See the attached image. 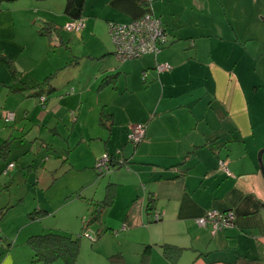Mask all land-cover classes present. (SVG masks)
Returning <instances> with one entry per match:
<instances>
[{
	"label": "crops",
	"instance_id": "crops-1",
	"mask_svg": "<svg viewBox=\"0 0 264 264\" xmlns=\"http://www.w3.org/2000/svg\"><path fill=\"white\" fill-rule=\"evenodd\" d=\"M255 4V0H155L154 4L146 0H86L82 39L87 36L101 44L100 51L90 57L101 62L97 89L104 92L98 94L96 105L100 124L108 127L105 147L116 160L127 161L110 170L100 197L98 191L93 196L78 192L94 203L95 207H90L94 212L112 183V202L103 208L97 230L103 232V238L116 236L105 246L107 251L100 249L104 258L122 252L129 262H138L145 244H150L148 264H264V172L258 161V152L264 148V103L255 98L259 90H253L252 82L256 79L248 83L250 75L256 74L255 56L249 44L241 42L255 37L239 36L229 19L230 13H235L238 20L241 11L245 14ZM147 11H153L166 29L169 27L170 42L160 55L140 58L142 74L156 69L159 62H169L171 69L147 71L144 84L138 87L127 81L121 85L118 80H126L124 75L134 69L132 63L119 58L122 62L116 64L108 23L129 22ZM254 16L244 17L243 22L251 27ZM66 45L70 47L68 42ZM233 45L242 60L234 65L229 61ZM52 80L41 91L56 90ZM75 93L61 98L69 104ZM73 111L80 112V124L90 122L86 105L77 104ZM44 116L45 112L42 124ZM138 123L146 126L144 140L132 145L128 134ZM220 159L227 161L231 175L219 168ZM8 163L1 167L2 172ZM10 174L12 183L14 175ZM151 193L153 209L148 213ZM212 208L233 211V225L214 232L212 224H198L197 219ZM154 213H160V219H154ZM85 220L80 234L90 226L83 229ZM72 225H77L76 221ZM54 226L50 231L74 234L66 232L71 226L63 227L65 231ZM0 231L9 240L3 224ZM22 231L17 228L10 233L20 235ZM164 243L183 247L176 261L163 255L160 246ZM11 245L12 241L11 253L1 257L0 264H43L34 261L32 249L16 257ZM2 246L1 253L7 251Z\"/></svg>",
	"mask_w": 264,
	"mask_h": 264
},
{
	"label": "rangeland",
	"instance_id": "rangeland-1",
	"mask_svg": "<svg viewBox=\"0 0 264 264\" xmlns=\"http://www.w3.org/2000/svg\"><path fill=\"white\" fill-rule=\"evenodd\" d=\"M255 1V6H251L245 14L241 11L238 20L234 18L235 13H230L229 19L237 34H241L239 36L255 37L249 41L242 38L241 42L248 43L249 51L255 56L256 74L250 75L248 83L256 79L252 82V88L259 91L254 95L256 94L257 101L264 103V21H262L264 0ZM154 2L155 0L152 4ZM65 7L66 0H15L1 3L0 52L13 57L23 73L20 80L15 79L8 67L0 61V144L7 139L11 140L8 159L0 160V204L20 201L6 210L4 215H7L0 220V227L3 224L7 228L6 235L9 237V240H6L4 231L2 233L0 231V238L3 239L2 242L0 239V259L11 253L9 248L11 241L12 253L16 257L23 255V252H30L32 248L28 239L31 234L28 233L49 232L51 227H55L54 224L59 227L54 228L55 230H64L63 227L71 226V230L66 232L74 233V237L80 236L82 222L90 218L92 212L90 207L95 205L89 203L90 199L86 201L84 196H79L78 192L82 191L86 196H93L98 191L97 195L100 197L101 189L110 179L111 171L101 176L94 169V166L99 165L101 160L111 154L105 147L108 127L100 124L96 105V98L102 90V88L97 89L101 62L97 56V58L90 57V54L100 51L101 44L87 36H84L85 40L82 39L83 27L72 31L66 28L67 22L71 23L73 20L66 14ZM252 15L255 16L254 20L250 21L251 27H249L243 19ZM48 21L54 28L59 29L40 35L38 30ZM167 30L169 34V27ZM67 42L70 47H67ZM168 42L170 36L164 45L166 46ZM113 46L115 50L114 43ZM234 47L235 45L233 49L231 48L232 56L229 60L233 65L236 60L242 62L235 55ZM114 58L116 64L122 62L116 56ZM74 59H78L79 62H73ZM125 62L132 63L130 68L134 70L124 75L126 80L123 78L118 80L121 85L127 81L136 87L141 86L144 84V73L157 72L156 69H151L142 74L140 58L128 59ZM55 72L52 83L56 90L42 92L40 86L33 87L42 82L45 76ZM97 76L99 78H96ZM25 86L28 88L16 89ZM45 87L47 88L43 85V88ZM74 89L76 90L74 99L69 104L64 103L61 95L67 98L75 91ZM40 94L48 97L45 109L40 102ZM80 101L82 103H79ZM61 102L63 103L60 104ZM77 104L86 105L88 108L89 127V123L78 122L82 121L79 119L80 112L76 114L73 111ZM8 111L15 113V118L11 121L5 119ZM44 112L45 121L42 124ZM89 134L94 137L91 138ZM128 138L132 145L139 144ZM94 155L98 156L96 160ZM12 160L14 166L10 173L14 178L11 183V174L2 172L1 167ZM92 160L93 164H91ZM89 164V168H86ZM32 214L38 217L32 218ZM74 221L77 225L73 226ZM89 225L88 231L81 237L75 264H110L101 254L100 249L107 251L105 246L111 245L110 238L116 236L107 235L98 238L97 230L101 228L100 223L94 222ZM16 227L23 229L20 235H16V232L10 233L17 229ZM89 232L92 237H89ZM91 239L95 241L92 242ZM2 245L7 250L3 253H1ZM51 264H63V262Z\"/></svg>",
	"mask_w": 264,
	"mask_h": 264
},
{
	"label": "trees",
	"instance_id": "trees-1",
	"mask_svg": "<svg viewBox=\"0 0 264 264\" xmlns=\"http://www.w3.org/2000/svg\"><path fill=\"white\" fill-rule=\"evenodd\" d=\"M4 1H15V0H0V10H1V3ZM85 3L86 0H66V7L65 12L68 14L72 19H82L84 12H85ZM57 27H53L50 21L46 22L42 28L38 30V33L41 35H45L47 32L50 33L53 29ZM59 29V28H57ZM169 36V35H168ZM0 61H2L9 69L12 76L20 80L21 77V70L19 66L15 62V60L8 55L0 52ZM56 75V73L50 74L47 76L42 82L37 83L33 87L40 86L43 89V85H49L51 83L52 78ZM32 87V86H30ZM17 89H24L19 88ZM73 91V90H72ZM43 92V90H42ZM42 95V94H40ZM46 97V96H45ZM43 107L47 105L48 97H46L45 101H41ZM104 115V112H102ZM105 117V116H104ZM102 123H105V120L102 118ZM10 146L11 140L7 139L0 144V160H6L10 154ZM109 160L104 168H100L102 165L94 166V169L98 171V174L104 176L105 172L112 170L115 167L126 165L127 161L125 159L118 161L114 158L112 154H109ZM14 166V162H11ZM10 163L7 164L5 169L7 170ZM12 168V167H11ZM7 173L10 172V169L6 171ZM112 183L109 182L107 186V193L104 200L98 201L96 203V208L94 212H92L90 218L84 221L83 229L88 228L89 224L101 222V215L103 208L107 205H110L113 198V188ZM153 193L150 194L149 201L147 203V212L150 213L153 209ZM11 206H4L0 207V218L4 215L5 211L9 209ZM32 218L38 217V215L32 214ZM155 219V213H154ZM103 232L99 231L98 235L101 236ZM84 234L81 233L80 236L74 237L70 234H65L58 231H49L43 234H33L29 237L28 242L33 250L34 253V261L36 262H45L47 264L56 263L58 261H62L63 264H75L76 258L80 248V241L81 237ZM163 255L171 261H176L177 258L180 256L183 247L171 244V243H164L161 246ZM151 255V245L145 244L141 254L140 259L138 262H129L125 255L122 252H115L112 253L108 260L110 264H148Z\"/></svg>",
	"mask_w": 264,
	"mask_h": 264
},
{
	"label": "built area",
	"instance_id": "built-area-1",
	"mask_svg": "<svg viewBox=\"0 0 264 264\" xmlns=\"http://www.w3.org/2000/svg\"><path fill=\"white\" fill-rule=\"evenodd\" d=\"M151 4L154 0H146ZM109 31L112 40L115 44V54L121 60L141 58L146 54L157 55L161 52L166 40L168 39V31L162 21L153 11H147L142 16L132 19L129 22L111 21ZM83 26L81 19H77L68 23L66 28L70 31L78 30ZM158 72H163L171 69L169 62H159L155 67ZM73 89H71L72 91ZM41 101H45V95L40 96ZM15 118V113L8 111L5 114L6 121H11ZM146 126L144 124H135L129 134L131 140L140 143L145 136ZM109 154L100 161V165L104 166L108 163ZM13 167L10 163L7 170ZM219 168L231 175V171L225 159L219 160ZM5 170V172L7 171ZM161 214L155 213V219H160ZM234 212L231 210H219L212 208L206 214L197 219L200 225L212 224L213 230H222L231 227L234 222ZM89 237H92L89 234Z\"/></svg>",
	"mask_w": 264,
	"mask_h": 264
},
{
	"label": "water",
	"instance_id": "water-1",
	"mask_svg": "<svg viewBox=\"0 0 264 264\" xmlns=\"http://www.w3.org/2000/svg\"><path fill=\"white\" fill-rule=\"evenodd\" d=\"M263 155H264V148L259 150V152H258L259 166H260L261 170L264 172Z\"/></svg>",
	"mask_w": 264,
	"mask_h": 264
}]
</instances>
